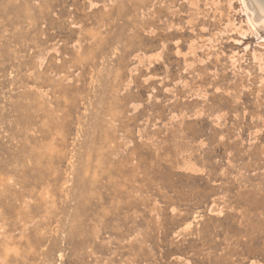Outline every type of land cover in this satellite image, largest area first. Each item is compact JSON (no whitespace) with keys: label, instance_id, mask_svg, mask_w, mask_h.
Returning a JSON list of instances; mask_svg holds the SVG:
<instances>
[{"label":"rangeland","instance_id":"rangeland-1","mask_svg":"<svg viewBox=\"0 0 264 264\" xmlns=\"http://www.w3.org/2000/svg\"><path fill=\"white\" fill-rule=\"evenodd\" d=\"M241 10L0 0V264H264V27L220 35Z\"/></svg>","mask_w":264,"mask_h":264},{"label":"bare ground","instance_id":"bare-ground-1","mask_svg":"<svg viewBox=\"0 0 264 264\" xmlns=\"http://www.w3.org/2000/svg\"><path fill=\"white\" fill-rule=\"evenodd\" d=\"M240 3L242 4V10H241V13L243 15H245L247 17L246 21H247V25H249L250 29L249 30H246L244 31L242 29V27H236L235 23L232 22L231 25L227 24L228 26L225 28V30L223 32H220V35H227V31H228V28L230 27H234V29H239V34L240 36L242 37H246L247 35L249 36V31L253 32L254 34L257 32V35H258V32H259V29L263 28L264 27V0H239ZM196 2H198V0H196ZM111 6H113L112 4H110ZM109 5V6H110ZM103 5H97L96 7H101ZM195 7H197V5H194ZM105 7V6H104ZM108 7V6H107ZM105 7V8H107ZM127 9V8H131V7H127V6H117V9ZM204 11V10H203ZM245 21V22H246ZM230 23V22H229ZM192 27V26H190ZM172 29V28H170ZM227 29V30H226ZM178 30L180 31H183L184 29L182 28H178ZM233 31V30H232ZM219 34V33H218ZM221 36V37H222ZM217 37V36H216ZM219 38V37H218ZM248 38V37H247ZM216 39V38H215ZM220 39V38H219ZM246 39V38H245ZM217 40V39H216ZM262 40V39H261ZM210 43L212 44H215L216 45V41L213 40V39H210L209 40ZM176 42H179L176 41ZM209 43V42H208ZM209 43V44H210ZM239 43V42H238ZM218 44V43H217ZM192 46V45H191ZM201 46V45H200ZM212 46V45H211ZM211 46H210V49H211ZM216 47V46H215ZM193 48V47H192ZM209 48V47H208ZM214 48V47H212ZM196 49H198L196 47ZM200 49V48H199ZM216 49V48H215ZM201 50V49H200ZM248 50V49H247ZM160 53V52H159ZM157 59V58H156ZM161 56H158V59L157 60H161ZM257 59V57H256ZM232 62H233V65L236 66L238 64V59L235 58V57H232ZM264 60V59H263ZM44 61V60H43ZM150 61V60H149ZM42 62V61H41ZM43 64V63H41ZM152 64V63H151ZM151 96V95H150ZM199 96V95H198ZM192 167V166H191ZM194 168V167H193ZM191 168L192 171L196 172L195 169ZM190 227H191V224H190Z\"/></svg>","mask_w":264,"mask_h":264}]
</instances>
